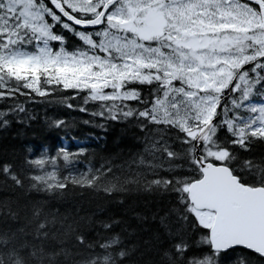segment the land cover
Here are the masks:
<instances>
[{"label": "snow or ice", "instance_id": "snow-or-ice-1", "mask_svg": "<svg viewBox=\"0 0 264 264\" xmlns=\"http://www.w3.org/2000/svg\"><path fill=\"white\" fill-rule=\"evenodd\" d=\"M35 104L132 143L0 148V264H264V0H0V130Z\"/></svg>", "mask_w": 264, "mask_h": 264}, {"label": "trees", "instance_id": "trees-1", "mask_svg": "<svg viewBox=\"0 0 264 264\" xmlns=\"http://www.w3.org/2000/svg\"><path fill=\"white\" fill-rule=\"evenodd\" d=\"M29 107L32 108L36 119L30 121L29 125L13 123L7 130H0V148L5 145L31 146L39 151L42 146H46L54 151L57 146L67 145L70 149L81 146L97 151H111L114 150L117 141L122 142L121 147L132 143V131L124 125H109L102 131L91 124L82 123L89 117L78 111L47 104L29 105ZM45 115L66 117L74 123L67 129H49L43 123ZM61 137L62 140L59 139ZM97 137H103V139L97 140ZM136 199L139 202V198ZM140 207L142 208L143 205L140 204Z\"/></svg>", "mask_w": 264, "mask_h": 264}]
</instances>
